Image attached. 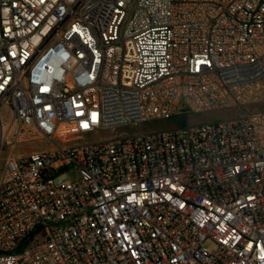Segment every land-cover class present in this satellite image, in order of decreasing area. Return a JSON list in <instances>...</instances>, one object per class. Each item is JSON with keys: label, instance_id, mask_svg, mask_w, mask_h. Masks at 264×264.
Here are the masks:
<instances>
[{"label": "built area", "instance_id": "2783aa9c", "mask_svg": "<svg viewBox=\"0 0 264 264\" xmlns=\"http://www.w3.org/2000/svg\"><path fill=\"white\" fill-rule=\"evenodd\" d=\"M259 103L264 0H0V264H264Z\"/></svg>", "mask_w": 264, "mask_h": 264}, {"label": "rangeland", "instance_id": "374dc122", "mask_svg": "<svg viewBox=\"0 0 264 264\" xmlns=\"http://www.w3.org/2000/svg\"><path fill=\"white\" fill-rule=\"evenodd\" d=\"M247 113L264 111V103H259L255 105H248L245 107ZM185 108L182 105H178L177 114L170 119H153L136 124H130L126 126H117L104 130H97L94 133H86L76 135L75 137H69L71 143H84L92 142L95 140H108L115 137H122L128 135H136L142 133H148L152 131L164 130L174 127H179L182 125L192 124V123H205V122H215L222 121L229 118H234L239 116L242 112L237 108H224L217 110H210L205 112H185ZM5 112V109H3ZM68 138V139H69ZM45 142H34V143H23L21 145H14L11 147H4L0 151V178L4 170L6 158L17 156L19 154L28 153L32 150L39 149L40 146H44ZM63 179H69L73 177V173H63L60 175ZM205 246L208 249L213 247L212 243L206 242Z\"/></svg>", "mask_w": 264, "mask_h": 264}]
</instances>
